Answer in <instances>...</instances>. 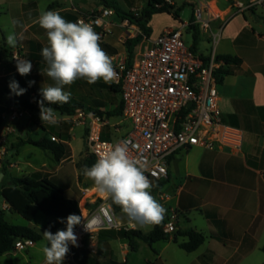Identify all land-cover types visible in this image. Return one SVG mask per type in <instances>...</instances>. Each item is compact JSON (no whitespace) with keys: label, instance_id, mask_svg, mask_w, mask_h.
I'll list each match as a JSON object with an SVG mask.
<instances>
[{"label":"crops","instance_id":"crops-1","mask_svg":"<svg viewBox=\"0 0 264 264\" xmlns=\"http://www.w3.org/2000/svg\"><path fill=\"white\" fill-rule=\"evenodd\" d=\"M124 1L125 9H123L124 6H120L123 11L129 6L136 5L133 0ZM166 1L175 6L174 0ZM249 1L188 0L185 2L186 5L190 4L191 6L192 16H194L195 9L200 7H204L209 11L213 16L211 27L215 34L219 33L221 26H224L223 31L220 32L221 36L218 42L214 43L212 40L213 52L209 55L200 54L198 51L197 53L206 58L215 53L216 56L232 55L241 60L239 66H231L232 74L227 76L223 84L218 86L220 108L221 103L226 99L223 96V87L227 79H229L230 85L234 87L235 82H233V79L240 78L242 79V86H245L246 89L248 88V91H242L245 93L244 95L238 94V96H241L240 98L238 97L240 104L237 103V105L233 106L231 116H229L235 122L236 120H240L244 127H238L225 121V115L222 112V120L226 125L239 128L244 132L242 150L237 153H232L228 150L207 151L200 148L180 151L187 154L197 150L203 152L194 166L190 165L188 157L184 161L185 176L189 181L191 179L196 181L195 184H192L190 193H186L185 190L189 186V181L186 180L184 182L185 188L183 185H178L182 179L179 176L180 166L182 165L180 152L170 159L168 180L153 184L160 185L172 182L174 187H176V191L161 193L159 195V202L166 208L177 209L179 216L181 214L186 216V222L183 227L180 226L179 221L180 230L192 229L206 237L205 243L196 251L192 253L185 251L191 257H194L189 264H263L261 254H264L262 251L264 246V75H260L261 70L259 66L257 67V65L253 64L250 55L253 53L252 56L257 57L258 60L260 56H264V8L260 6L241 12L235 5L236 3L246 4ZM14 4L16 5L15 8L12 6ZM74 5L76 8L71 10V6L73 7ZM81 6L86 7L83 8ZM93 7H95L94 4H90V2H86L85 0H54L47 10H57L66 20L75 22L78 17L77 11L89 12V10L93 11ZM0 15L12 17L11 22L15 27L14 33L18 38L15 48L23 50L24 57L22 59H27L32 64L31 71L27 76L30 77L31 81H34L32 83L34 90L48 87V83L54 84L51 78L41 74V71L46 68V63L41 57V49L47 46V37L45 30H39V27H37L38 23H36V20L40 12L36 0H12L10 5L0 0ZM197 27L199 30L200 27ZM136 28V30L128 32L121 25L118 18L115 17L112 34L101 38V47L111 58L115 56H127L124 44L127 39L135 38L140 33L139 28ZM157 37H154L152 33L149 39L153 40ZM225 37L228 42L234 45L235 49L232 51L233 53L218 52V45L221 41H224ZM205 39L208 42L211 40L209 36ZM142 45L144 46L145 44L140 43L135 51L142 47ZM17 58L14 56L11 60L7 56L2 57L1 61L7 67L0 71V88H10V82L16 81V76L19 74L16 68ZM84 82L86 81L80 79L74 83L81 84ZM67 89V92H70L73 89V85L68 86ZM117 94L120 96L121 103V95L120 93ZM10 98L7 97L0 104L1 117L6 115L7 110H11L13 107L9 103ZM71 98L80 102L72 94ZM235 98H237V94ZM59 116L61 117L60 122H62L61 129L63 133L69 127L66 123L72 118L76 121L78 117ZM33 127L23 126L19 130L17 128L15 130L16 133L10 136L9 140H13V145L19 143L21 139H24L23 136L26 133L36 132V126ZM12 130L7 127L0 129L2 133L5 132L6 134L11 133ZM74 131L75 128H70L68 135L72 136ZM49 133L48 129L43 130L40 139L44 136L51 139L59 134ZM59 141L63 144L67 143L72 147L71 140L66 142L59 139ZM13 153L15 154V158L18 156L19 151L14 150ZM49 155L48 168L49 166L51 167L49 168L50 172L44 171L46 166L41 167V170H36L29 166L25 169L27 171L25 177L40 175V173H50L48 176H55L60 171V167L71 158L70 156L57 163L53 155L51 153ZM0 174L3 173L1 172ZM94 188L95 186L92 189ZM161 196L166 198L165 202L160 199ZM2 203L6 205L4 201ZM139 242L141 241H138V248ZM167 242H174L173 236ZM185 242H188V238L183 242L176 243V245L179 247L180 243ZM128 254L129 251L123 257L122 263H125ZM11 256L13 254L3 257L7 258ZM162 256L163 250L159 254L155 252V263L148 261L147 264H158V261L161 264H167L168 262L163 261Z\"/></svg>","mask_w":264,"mask_h":264},{"label":"built area","instance_id":"built-area-1","mask_svg":"<svg viewBox=\"0 0 264 264\" xmlns=\"http://www.w3.org/2000/svg\"><path fill=\"white\" fill-rule=\"evenodd\" d=\"M235 5L243 12L260 6L264 8V0ZM77 13V20L92 24L101 38L112 34L114 18L117 17L113 8ZM139 14L135 12L136 16ZM193 15V24L206 33L210 31V39L217 43L224 26L215 34L211 27L213 16L204 7L195 9ZM121 25L128 32L137 29L128 20L122 21ZM191 25L182 23L179 29L166 30L153 40L145 37L141 42L145 45L135 51L131 65L128 64V56L112 57L117 77L110 84L120 87L122 115L114 124L106 117L82 110L77 115L79 125H85L86 118L90 119L88 153L96 160L111 145L127 141L130 156L147 161L145 175L153 185L168 180L170 159L180 151L200 148L237 153L242 150L244 132L226 125L222 120L217 72L225 67V63L218 61L215 53L206 58L186 45L184 32ZM11 110L13 113L2 118L16 122L26 114L16 107ZM106 128L111 133L110 139L103 138ZM51 141L60 143L56 137H52ZM90 188L80 187L79 208L84 219L74 229L79 246L69 244L65 257L67 261H70L74 248L82 249L88 242L92 244L90 251L97 254L96 241L102 232L123 230L145 233L148 227L137 225L134 228L130 221H119L111 199L91 192ZM160 199L165 202L166 198L161 196ZM166 210L161 222L163 232L173 236L180 230L179 212L175 208ZM86 221L93 222L90 232L84 228ZM156 226L150 227L154 230ZM35 244L32 240H18L15 250H29Z\"/></svg>","mask_w":264,"mask_h":264},{"label":"rangeland","instance_id":"rangeland-1","mask_svg":"<svg viewBox=\"0 0 264 264\" xmlns=\"http://www.w3.org/2000/svg\"><path fill=\"white\" fill-rule=\"evenodd\" d=\"M3 3H10L12 0H1ZM54 0H36L38 5V10L40 13L46 11L48 6ZM86 2H90V4H94L93 11L103 8L104 5L99 1L94 0H85ZM110 2L115 3L119 8L120 6L125 9V1L124 0H108ZM135 1L136 5L129 6L126 8L125 12L131 13L135 15V12L141 13V11L146 7L148 0H133ZM173 1V0H170ZM188 0H174L175 6L174 11L171 14L162 13L156 14L152 17L150 22V27L152 29V33L154 37L159 36L164 30H174L179 29L181 27V23H188L191 24V17H192V8L190 4H185ZM170 4V2H168ZM13 4V3H12ZM97 4V5H96ZM15 8V4L12 5ZM51 7V6H50ZM85 8L86 6H81ZM76 6H71V10H74ZM13 11V10H12ZM11 11V12H12ZM91 10H89L90 12ZM178 12V17L176 18L175 13ZM15 13V12H13ZM12 17L6 15H0V71L4 68L6 69V65L4 66L3 62L1 61L2 57H9L12 60L14 56L17 55L19 59H22L23 50L16 49L15 47H11L7 44L6 37L9 33H14L15 27L11 22ZM39 27V25L37 26ZM39 30L42 28L39 27ZM127 30V29H126ZM193 31L191 28L184 32V41L186 45L193 46L194 45V38H193ZM200 38L197 42V51L203 55H209L213 52V41L210 40L208 42L205 38L210 37L209 33H206L201 28L199 29ZM235 47L233 44L224 38V41H221L218 45V52L219 53H233ZM16 52V53H15ZM253 55V53H252ZM251 56V60L253 64L259 66L261 73L260 75H264V56H260L259 60L257 57ZM258 61H257V60ZM11 63V62H10ZM14 67V66H13ZM231 69V68H230ZM259 75V74H258ZM32 78V77H31ZM235 82V86L233 87L230 85L229 79L225 81V85L223 87V96L226 97L225 101L221 103L222 112L225 115V121L232 125H236L238 127H244L243 123L240 120L233 121L229 116H231V109L237 103L240 104V100H238L239 95H244L242 91L247 90L245 86H242L240 78L233 79ZM53 85V83H48L47 86ZM73 89L70 90V93L77 97L80 102L84 103L86 106L93 108L95 110H99L101 112L109 113L112 112L117 106L120 104V96L117 93L112 92L106 83L102 80L98 81L95 84H88L87 82L78 84L74 83ZM46 86V85H43ZM68 86H65L64 90L67 91ZM248 91V90H247ZM237 94V98L236 97ZM236 99V100H235ZM13 113V110L8 109L6 115H10ZM230 113V114H229ZM78 113L75 115L77 116ZM108 118L107 116H104ZM61 118V117H60ZM109 119V118H108ZM111 124H114L118 121L117 117H113L109 119ZM79 119L74 120L72 118L67 122V131L63 133L61 129L62 122H59L56 125H49V124H42L40 118L37 119L36 124L30 120L29 114H25L16 122H10L7 118L3 119L0 116V129L2 127H7L13 129L11 133H5L0 131V154H2V158L0 159L1 168L5 166L9 169V172L17 177H25L27 169L29 166L35 168L36 170H41V167L46 166L44 171L50 172L48 157L50 156L49 152L44 151L40 148L26 145L20 148L18 156L14 158V145L12 141L9 140V137L16 133L15 130L21 129L23 126H30V128L35 127V133H26L23 138L25 140L32 139V140H39L41 137V133L43 130L48 129L49 134L59 133L56 135L57 138L62 139L64 141L71 140L72 147L64 143L66 146L69 147L71 150V158L67 160L61 167L60 171L56 173L55 176H48L49 174L40 173L42 177H47L50 179L54 184L59 186L63 189L65 196L68 199L79 201L81 197V193L79 187H91L93 188L94 184L93 181L90 179H86L82 174L83 164L85 159L88 157V146H87V136L89 133L90 127V119L86 118L85 125L78 124ZM18 124V125H17ZM70 128H75L73 135H68ZM77 128V129H76ZM79 128V129H78ZM5 138V140H4ZM72 138V139H71ZM3 140V141H1ZM73 148V149H72ZM4 152V153H3ZM203 154L202 151H192L188 154L186 152H180L181 157V166H180V177L182 178L178 185H183L184 182L189 181L185 176L184 172V161L185 158L188 157V161L190 162L191 166H194L200 156ZM209 154V153H207ZM74 155V156H73ZM183 162V163H182ZM45 164V165H44ZM57 164V163H56ZM52 165V164H50ZM13 172V173H12ZM178 176V179H179ZM189 186L185 188L186 193H190L192 184H195V180L189 181ZM181 183V184H180ZM177 185V186H178ZM170 191H176V187H174L172 182H167L165 184L153 185L151 189L152 195L159 201V195L161 193H170ZM1 207L6 212V220L13 224V225H22L28 226L31 228L36 229L41 235L42 240L35 244L34 248L24 251H15L13 256L11 257H0V264H44V255L42 253L43 246L47 243L43 239V231L54 230L51 231L55 233L57 230H62L66 228V219H53L51 217L46 216L45 214L39 212L36 218L32 222H28L23 217L18 214L11 213L8 209L7 205H4L1 201ZM186 216L181 214L179 216L180 226L183 227L186 222ZM117 219L122 222L129 221L128 217L123 213L117 212ZM64 220L65 223H61L60 221ZM77 226V225H76ZM74 227V229L76 228ZM152 228L150 226L145 228V233H150ZM186 238H178V242H183ZM138 243V241H137ZM91 242H88L86 246L82 249L74 248L72 252V256L70 257V261L63 260L62 264H124L122 263L123 257L130 252V247L128 241L117 238L116 236L111 237H99L96 241V249L97 254H94L90 251ZM163 250V261H167V264H189L191 257L188 253L180 249L175 242H158L150 247L148 244L144 242H139L138 251L135 253H131L128 258L127 264H147L148 261L155 263V252L159 254ZM261 260L264 264V254H261ZM164 263V262H163ZM158 264H161L158 261ZM165 264V263H164Z\"/></svg>","mask_w":264,"mask_h":264},{"label":"clouds","instance_id":"clouds-1","mask_svg":"<svg viewBox=\"0 0 264 264\" xmlns=\"http://www.w3.org/2000/svg\"><path fill=\"white\" fill-rule=\"evenodd\" d=\"M36 23L45 30L47 46L41 49V57L46 68L41 71L54 81L53 85L42 87L38 102L39 118L42 124L56 125L60 116L48 104L63 105L69 103L71 93L64 90L77 80L95 84L102 80L110 84L117 77L112 58L101 47V36L92 24L84 20L75 22L66 20L57 10H46L40 13ZM17 35L9 33L6 42L15 47ZM16 68L21 76L28 75L32 64L27 59H16ZM34 83L30 81L29 85ZM11 92L23 95L26 89L20 88L16 81L9 84ZM148 163L144 159H134L129 154L128 142L120 141L99 155L94 164L84 166L82 174L93 181L96 191L103 197L111 199L120 207L132 227H146L160 224L166 214V208L152 195L151 181L145 175ZM82 215L70 214L66 218V228L52 233L43 231L47 242L43 248L44 264H62L69 252V244L78 247V237L74 227L81 224ZM84 219V218H83ZM65 223L64 220L60 221ZM91 221L84 224L90 232Z\"/></svg>","mask_w":264,"mask_h":264},{"label":"trees","instance_id":"trees-1","mask_svg":"<svg viewBox=\"0 0 264 264\" xmlns=\"http://www.w3.org/2000/svg\"><path fill=\"white\" fill-rule=\"evenodd\" d=\"M101 2L104 7L113 8L116 11L117 18L120 22L124 20L130 21L131 24L136 25L140 33L131 39H127L125 42V48L128 56V64L133 62L135 50L138 45L144 40V38H150L152 29L150 22L152 17L156 14L168 13L171 14L174 11V6L169 4L166 0H148L146 7L141 11L139 15H134L123 11L115 3L108 0H94ZM176 18L178 12L175 13ZM194 16L191 18L192 25L190 28L193 31L194 45L192 50L197 53V42L200 38L199 30L196 25L193 24ZM218 61H223L225 67L221 68L217 72L218 84H223L225 78L232 74L231 66H239L241 60L232 55H219ZM30 77L25 75L16 76V82L20 88L26 89L23 95H15L11 92L10 88H0V104L3 103L7 97H14V107L26 112L30 116V120L36 124L39 118V104L42 99L40 90H34L32 84L29 85ZM108 88L114 93H120V87L114 84H107ZM9 103L11 101L9 99ZM45 107H52L56 112L65 117L75 116L79 110L87 113H94L100 117L107 116L109 119L113 117H119L123 113V103L121 102L112 112L105 113L99 110H95L86 106L84 103L79 102L73 98L69 103L63 105L48 104L45 101ZM104 139H110L111 133L109 128L105 129L103 136ZM25 145H31L40 148L44 151L51 153L55 162L59 163L64 159L70 157L71 151L69 147L63 143H56L51 141L50 138L44 136L39 140L21 139L19 143L15 144L14 150L17 152ZM96 162L95 157L88 155L83 164L84 166H91ZM83 169V168H82ZM1 172L4 174V178L0 181V257L14 253L15 244L18 240H32L38 243L42 240V235L34 228L22 225H13L6 220V212L1 207V201H4L8 205V209L11 213H15L23 217L28 222H32L39 212L45 214L53 219H66L70 214L81 215L79 208V201L68 199L65 196L63 189L54 184L47 177L41 175H34L32 177H16L13 176L7 167H3ZM159 186V184H157ZM117 212L121 211L120 207L113 204ZM54 229L51 228L50 231ZM116 236L117 238L128 241L130 252L127 255L124 264L128 263V258L131 253L138 251L137 241H142L152 247L158 242H167L171 239L170 235L163 232L162 223L158 224L154 230L146 234L141 231H105L100 234V237ZM178 237L188 238V242L180 243L179 247L192 253L196 251L200 246L205 243L206 237L196 232L195 230H179L173 235V241L178 244ZM264 252V246L262 248ZM104 264V263H99Z\"/></svg>","mask_w":264,"mask_h":264},{"label":"water","instance_id":"water-1","mask_svg":"<svg viewBox=\"0 0 264 264\" xmlns=\"http://www.w3.org/2000/svg\"><path fill=\"white\" fill-rule=\"evenodd\" d=\"M10 101H11V106L14 107V97H11V98H10ZM3 176H4V174H0V181H1V179L3 178Z\"/></svg>","mask_w":264,"mask_h":264},{"label":"bare ground","instance_id":"bare-ground-1","mask_svg":"<svg viewBox=\"0 0 264 264\" xmlns=\"http://www.w3.org/2000/svg\"><path fill=\"white\" fill-rule=\"evenodd\" d=\"M90 190H91V192H97V191H96V188H94V189L90 188ZM100 196H101V195H100Z\"/></svg>","mask_w":264,"mask_h":264}]
</instances>
